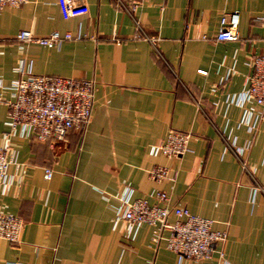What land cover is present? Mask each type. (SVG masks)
<instances>
[{"label":"crops","instance_id":"1","mask_svg":"<svg viewBox=\"0 0 264 264\" xmlns=\"http://www.w3.org/2000/svg\"><path fill=\"white\" fill-rule=\"evenodd\" d=\"M86 1L88 12L69 18L56 0L0 9V142L9 130L2 85L19 75L20 58L33 72L95 80L83 130L47 139L10 130L18 163L8 166L15 178L0 190V209L24 224L18 242L0 238V264H264V119L255 118L253 102L235 100L252 55L264 53V0H141L133 12L116 0ZM232 11L238 37L216 38L221 14ZM22 27L79 37L20 47ZM170 128L190 131L189 148L179 156L149 152ZM155 163L168 165L169 176L150 177ZM124 184L150 202L164 189L169 203L211 217L213 228L226 230L216 244L223 255L179 257L151 239L145 222L126 237L123 222H113Z\"/></svg>","mask_w":264,"mask_h":264},{"label":"built area","instance_id":"2","mask_svg":"<svg viewBox=\"0 0 264 264\" xmlns=\"http://www.w3.org/2000/svg\"><path fill=\"white\" fill-rule=\"evenodd\" d=\"M27 0H0V9L5 5L16 6ZM118 4L133 12L141 0H116ZM61 15L69 18L88 12L86 0H56ZM220 26L216 38L235 39L238 37V13L232 11L221 14ZM79 37L69 30L51 29L46 34L35 35L27 27L19 28L16 38L19 46L34 41L47 46H58L66 38ZM151 39L152 37L149 36ZM24 57L18 60L16 70L19 75L2 85L8 88L6 121L9 125L7 136L0 142V190L3 191L15 178L8 171L11 163H18L17 148L9 140L10 130L15 126L28 129L38 139L62 137L69 127L83 130L91 117L94 82L91 77H73L52 73H37L27 67ZM253 68L247 74L246 85L238 92L235 100L253 102L257 105L255 118L264 119V53H255L251 57ZM206 72L204 68H198ZM247 117L252 107L247 108ZM190 131L170 128L164 137L149 144L151 153H163L168 156H179L188 148ZM234 143V140H231ZM238 152L242 147L236 146ZM243 166L245 162L241 160ZM52 168L44 167V177H49ZM150 177L159 180L169 176V166L155 163L148 168ZM117 203L114 205L113 222H123L124 234L129 239L136 236L141 223L151 225V239L155 242L163 240L164 245L177 252L179 257L207 258L217 250V242L226 238V230L213 228V219L191 211L187 206L169 203V195L164 189L152 191L154 201L147 196H133V187L124 184L116 192ZM175 215L174 220H168L169 213ZM23 218L14 212L0 209V238L16 243L20 240L23 228ZM164 230H167L164 232ZM3 264H24L20 260H5ZM135 264V263H133Z\"/></svg>","mask_w":264,"mask_h":264}]
</instances>
